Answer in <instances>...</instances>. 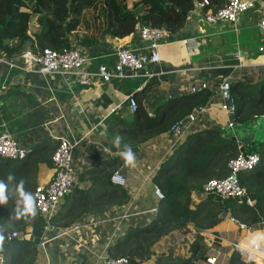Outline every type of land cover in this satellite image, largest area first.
I'll list each match as a JSON object with an SVG mask.
<instances>
[{
  "label": "crops",
  "instance_id": "1",
  "mask_svg": "<svg viewBox=\"0 0 264 264\" xmlns=\"http://www.w3.org/2000/svg\"><path fill=\"white\" fill-rule=\"evenodd\" d=\"M263 14L264 3H258L243 13L236 25L228 21L209 23L196 6L188 12L185 24L173 39L159 45L160 60L149 64L148 68L162 73L152 78L142 73L130 75L123 72L120 76L114 73L106 82L96 74L100 64L114 71L116 49L120 45L146 51L139 36V25L131 22L122 24L120 31L128 33L125 36L102 39L92 46L81 47L86 57L83 69L89 74L87 83L81 82L73 72L43 75L11 66L0 56V131H10L28 154L38 148H54L56 137L60 135L76 142L73 167L83 192L89 190L94 177L84 171L106 166L111 159L120 157L114 170L118 169L126 176L124 185L130 190V200L125 206L117 205L103 213L88 214L65 230H60L59 226H53L51 231L45 228L41 241L47 240L39 250L36 262L87 264L88 259L100 250H107V246L129 226L149 222L160 199L155 194L152 176L161 160L175 153L190 132L212 127L224 136H235L232 139L240 147L258 144L261 140L258 139L259 133L264 131V116L243 123L234 121L230 125L225 111L219 106V84L225 78L231 81L241 78L246 72L264 76V33L258 26ZM202 83H206L212 95L206 103L193 108L198 111L190 132L174 137L170 130L167 136L155 139L138 151L132 149L136 164L126 166L121 153L129 145L118 133L122 129L121 122L132 121L134 117L136 108L130 107L128 96L136 99V107L142 105L149 116H154L171 107L166 104L170 98L183 97L192 92V85L199 89ZM51 174L52 168L43 165L39 169L38 181L47 182ZM205 230L216 232L224 239L209 246L202 241L203 235L199 231L205 247L195 263L230 264L234 248L229 242L243 244L242 239L250 232H264V218L258 229H248L225 216ZM195 236L192 224L169 232L155 243L147 262H152L159 254L188 256L193 250ZM199 253L196 252L195 256ZM209 255L215 256L212 263L206 259ZM260 255L262 263L258 258L255 264H264V255Z\"/></svg>",
  "mask_w": 264,
  "mask_h": 264
},
{
  "label": "trees",
  "instance_id": "2",
  "mask_svg": "<svg viewBox=\"0 0 264 264\" xmlns=\"http://www.w3.org/2000/svg\"><path fill=\"white\" fill-rule=\"evenodd\" d=\"M199 1L202 0H0V56L19 60L26 50L40 53L45 47L63 50L92 46L102 39H117L128 34L120 31L122 24L127 22L139 26H165L174 35ZM223 2L208 0L202 12L214 11ZM229 81L235 100L234 121L243 123L264 116V76L246 72L241 78ZM211 95L206 86L199 87L183 97L170 98L166 104L171 107L154 116H149L142 105L137 106L132 121H122L118 134L131 149L138 151L155 139L167 136L176 120L198 104L206 103ZM257 145L240 147L234 139L212 127L190 132L173 156L161 160L152 176L164 194L158 200L152 219L129 226L107 246V253L127 257V264H196L197 256H202L205 247L199 231L212 228L223 217H232L248 229H258L264 218V141L258 149ZM54 148H38L20 159L0 155V182L6 186L7 197L5 203H0V237H3L0 254L6 264L36 263L38 243L44 235L35 234L33 227L45 226L46 220L35 205L33 191L42 183L38 181V173L43 165L52 168L51 176L54 173L51 158ZM241 148L260 156L256 167L239 175L245 193L223 198L214 192H204L203 185L209 179L227 174L229 159ZM119 160L120 157H116L106 166L84 171L94 174L87 192L79 187L76 177L51 217V225L65 230L88 214L127 205L130 200L128 185L114 184L110 180ZM29 196L33 199L34 214L24 211L25 198ZM248 197L254 200L253 204L247 203ZM187 224H192L196 231L191 254H159L152 262H147L158 240ZM13 230H20L21 237L9 238ZM229 263L255 264L244 261L238 250H234Z\"/></svg>",
  "mask_w": 264,
  "mask_h": 264
},
{
  "label": "built area",
  "instance_id": "3",
  "mask_svg": "<svg viewBox=\"0 0 264 264\" xmlns=\"http://www.w3.org/2000/svg\"><path fill=\"white\" fill-rule=\"evenodd\" d=\"M208 0L197 2L201 10ZM258 3H264V0H224V2L214 11L202 12V16L209 23H216L219 21H228L236 25L240 20L241 15L256 6ZM258 26L262 33H264V14L258 20ZM139 36L143 41V47L146 51H140L137 48H129L120 45L116 49V59L114 62V71L110 70L106 65L100 64L96 74L102 81H109L114 73L118 76L123 72L130 75H137L139 73L145 74L148 78L162 73L161 70L148 68L149 64L157 63L160 60V53L158 47L161 43L170 41L174 35L165 26H150L142 25L138 28ZM86 57L80 47L64 48L63 50H56L50 47H45L40 53H35L26 50L19 60H7L9 65L23 67L27 70L41 73H55L59 71L73 72L79 76V80L83 83L89 81V74L83 69ZM202 87L206 83L201 84ZM197 89V86L192 85L191 91ZM219 94L221 101L219 106L225 111L230 125L233 124L234 119L232 115L235 112V100L231 90V83L229 79H222L219 84ZM130 107L134 110L136 108V99L128 96ZM202 109L201 106H199ZM198 108V109H199ZM194 109L187 117L176 120L170 127L171 133L174 137L189 133L191 127L196 119V112ZM57 144L52 153V164L54 173L50 179L45 183H38L33 191L35 205L39 212L44 216L46 223L45 228L48 230L53 226L50 223L51 217L57 210L62 197L68 193L76 178L73 167L74 153L73 148L76 142L71 141L66 136H57ZM0 155L4 157L20 159L27 155V149L23 147L17 139L8 130L0 131ZM260 162V156L257 152L240 151L236 156L228 161L229 171L220 178H211L204 185V192H214L221 197L239 196L245 193V187L240 184L239 175L241 172L253 169ZM110 180L114 184L124 185L126 176L118 169L114 170L110 176ZM155 194L158 198L164 197L161 189L155 185ZM247 203L253 204L254 200L246 199ZM234 219V218H233ZM244 226L243 223H240ZM205 233V235H204ZM200 234V233H199ZM202 241L207 245H212L213 242H219L224 237L218 233L210 232L209 230H201ZM20 230H13L9 234L11 237H21ZM42 240L38 243L43 247ZM234 250L240 252L241 258L244 261L257 262L261 253H256L251 247L241 244L238 241H230ZM215 256L209 255L206 259L209 263L214 261ZM128 259L125 256H110L106 249L100 250L94 254V257L88 259L87 264H127ZM0 264H6L4 256L0 254ZM35 264H48L47 261H37Z\"/></svg>",
  "mask_w": 264,
  "mask_h": 264
},
{
  "label": "clouds",
  "instance_id": "4",
  "mask_svg": "<svg viewBox=\"0 0 264 264\" xmlns=\"http://www.w3.org/2000/svg\"><path fill=\"white\" fill-rule=\"evenodd\" d=\"M118 143V141H117ZM127 150L121 153L122 158L125 161L126 166H135L136 164V155L132 151L130 146H126ZM6 186L0 182V203H5L7 201V197L5 195ZM24 211L26 213H33L34 214V204L33 199L31 196L25 198V208ZM3 237H0V241H2Z\"/></svg>",
  "mask_w": 264,
  "mask_h": 264
},
{
  "label": "bare ground",
  "instance_id": "5",
  "mask_svg": "<svg viewBox=\"0 0 264 264\" xmlns=\"http://www.w3.org/2000/svg\"><path fill=\"white\" fill-rule=\"evenodd\" d=\"M247 236V238L245 237L242 239L243 245L251 247L254 251H257L256 253H261L264 255V232H250ZM259 261V263H262L263 260L259 258Z\"/></svg>",
  "mask_w": 264,
  "mask_h": 264
},
{
  "label": "water",
  "instance_id": "6",
  "mask_svg": "<svg viewBox=\"0 0 264 264\" xmlns=\"http://www.w3.org/2000/svg\"><path fill=\"white\" fill-rule=\"evenodd\" d=\"M43 13H46V11L44 10ZM232 138H235V136H232ZM241 150H243V148H241ZM44 230H45L44 226H35V227H33V232L35 234L42 235L44 233Z\"/></svg>",
  "mask_w": 264,
  "mask_h": 264
},
{
  "label": "rangeland",
  "instance_id": "7",
  "mask_svg": "<svg viewBox=\"0 0 264 264\" xmlns=\"http://www.w3.org/2000/svg\"><path fill=\"white\" fill-rule=\"evenodd\" d=\"M263 138H264V131H261L260 133H259V137H258V139H261V140H259V144L261 143V142H263L264 140H263ZM173 154H174V152L170 155V156H173ZM253 232H256V231H252V233ZM50 233V232H49ZM43 235V234H42ZM252 235V234H251ZM250 236V235H249ZM248 236V237H249ZM39 246V245H38ZM39 248L41 249V246H39ZM39 249V250H40ZM41 252V251H40ZM40 255H38V257H39ZM156 256V255H155Z\"/></svg>",
  "mask_w": 264,
  "mask_h": 264
}]
</instances>
